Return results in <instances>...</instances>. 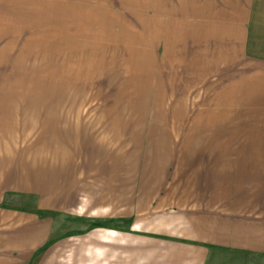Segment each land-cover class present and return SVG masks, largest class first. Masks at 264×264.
<instances>
[{
    "label": "rangeland",
    "instance_id": "1",
    "mask_svg": "<svg viewBox=\"0 0 264 264\" xmlns=\"http://www.w3.org/2000/svg\"><path fill=\"white\" fill-rule=\"evenodd\" d=\"M82 2L52 0L51 27L21 41L14 83L0 85L34 98L21 102L35 113L21 117V132L35 143L37 169L51 174L41 214L52 219L53 236L34 264H123L131 248L113 240L128 236L103 227L129 230L128 215L156 210L157 176H264V100L252 101L246 85L241 99L219 90L237 76H263V63L151 100L156 93L139 75L150 55L109 42L105 9ZM37 200L20 206L37 210ZM222 258L264 264L261 256Z\"/></svg>",
    "mask_w": 264,
    "mask_h": 264
},
{
    "label": "crops",
    "instance_id": "2",
    "mask_svg": "<svg viewBox=\"0 0 264 264\" xmlns=\"http://www.w3.org/2000/svg\"><path fill=\"white\" fill-rule=\"evenodd\" d=\"M81 1L105 9L102 27L109 42L150 55L139 75L156 93L151 100H172L182 86L183 95L246 62L264 64V10L257 7L264 0ZM51 22L52 0H0V85L14 83L10 76L20 63L21 41L35 38ZM256 75L237 76L220 83L225 88L219 90L241 99L246 85L252 101L264 100V73ZM31 97L0 91V264H34L53 236L52 219L41 214L43 196H51L44 183L51 174L37 169L35 143L21 132V117L35 116L21 109ZM263 177L157 176L156 210L128 215L129 230L102 227L128 236L113 240L131 248L123 253V264H226L222 257L229 254L264 257ZM34 197L37 210L20 206Z\"/></svg>",
    "mask_w": 264,
    "mask_h": 264
},
{
    "label": "trees",
    "instance_id": "3",
    "mask_svg": "<svg viewBox=\"0 0 264 264\" xmlns=\"http://www.w3.org/2000/svg\"><path fill=\"white\" fill-rule=\"evenodd\" d=\"M95 226H103V224L102 223H99V224H95Z\"/></svg>",
    "mask_w": 264,
    "mask_h": 264
}]
</instances>
